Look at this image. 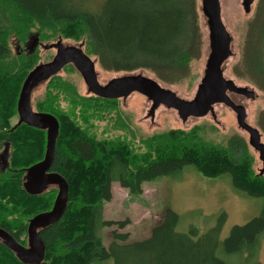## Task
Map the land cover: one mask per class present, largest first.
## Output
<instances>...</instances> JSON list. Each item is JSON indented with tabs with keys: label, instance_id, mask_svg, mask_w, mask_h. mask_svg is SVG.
Wrapping results in <instances>:
<instances>
[{
	"label": "trees",
	"instance_id": "16d2710c",
	"mask_svg": "<svg viewBox=\"0 0 264 264\" xmlns=\"http://www.w3.org/2000/svg\"><path fill=\"white\" fill-rule=\"evenodd\" d=\"M260 10L250 26L246 58L264 91V11L261 14ZM196 24L195 0H0V83L8 79V84L0 85V137L9 138L11 163L19 168L0 174L1 227L24 244L26 221L9 217L15 216L13 213L31 217L49 209L55 192L49 189L30 195L19 181L22 167L43 157L45 131L24 123L11 129L21 81L36 62L22 53L12 56L8 38L13 35L21 42L37 33L45 39L48 34L44 29L69 38L82 34L84 52L94 55L104 69L125 73L149 70L163 80L175 81L184 77L190 60L197 55ZM57 79L54 75L48 82ZM51 90L47 87L44 101L38 100L35 108L53 114L58 121L50 171L67 181L68 190L62 215L38 231L45 245L41 264H101L109 258L114 264H226L219 254H243L247 264H260L255 253L264 235V174L252 169L244 139L233 136L220 144L203 138L196 126L154 134L145 140L149 151L137 154L126 141L87 135L72 115L60 110L50 95L47 98ZM79 105L85 115L86 104ZM187 164L206 177L229 173L233 186L263 198L260 214L233 225L223 240L219 239L222 218L194 239L197 230L177 232L179 216L166 209L148 237L130 241L127 232L112 230L108 246L103 244L105 226L123 227L128 222L103 218V203L112 198V182L140 194L144 181L174 176ZM0 264L24 263L0 242Z\"/></svg>",
	"mask_w": 264,
	"mask_h": 264
},
{
	"label": "rangeland",
	"instance_id": "374dc122",
	"mask_svg": "<svg viewBox=\"0 0 264 264\" xmlns=\"http://www.w3.org/2000/svg\"><path fill=\"white\" fill-rule=\"evenodd\" d=\"M263 1L254 0L248 12L244 11L242 0H219V6L222 23L231 36V55L222 65L223 75L225 78L232 79L236 85L245 86L256 93L254 99L235 97L234 100L245 105L246 122L259 131L260 140L264 143V91L253 78L254 73L250 70L246 58L248 40L251 36L250 26L258 16L261 5L260 13L263 14ZM195 7L196 36L199 45L197 55L190 60L184 77L175 81L170 79L163 80L149 70L136 71L155 79L162 87L174 91L179 97L184 99H191L194 96L209 52L208 30L206 19L201 12L200 0H195ZM260 18L262 20L263 15H260ZM43 31L48 36L45 39L37 36L39 39L38 44L32 51L29 49L32 42L31 36L39 34H31L26 40L21 42L11 35L7 40L10 54L15 56L18 53H22L27 58L31 57L36 62L34 65H36L50 60L55 53L54 48H43V45L56 42L57 40H61L63 44L68 45L84 43L82 34V36L78 34L69 38L60 36L61 34L58 32L54 33L53 29H44ZM260 38H263V34ZM262 48L264 55V42H262ZM82 49L84 51V45ZM89 57L95 61L97 79L101 84L125 74L122 71L106 70L99 65L94 55H89ZM262 60H264V56ZM262 64L264 63L262 62ZM262 64L260 63V69L263 66ZM55 77L58 79L50 83L47 79L33 88L30 95V104L33 110L39 111L35 108V104L38 100L44 99L47 87L51 86L52 90L47 94V98L50 95V98L54 99L60 110L72 115V119L87 135L99 140L126 141L130 145L132 152L137 154L149 151L145 140L152 135L175 129L187 131L197 126L203 138L224 145L229 137H240L245 140L249 154L252 157V169L259 174L262 164L258 158V152L248 145V134L238 127L234 112L223 104L213 106L214 115L208 113L203 117H188L182 121L175 110L162 105L153 110L152 116L149 115L150 101L137 92L131 93L124 99L118 98L113 102L92 99V94L87 92L80 73L72 64L65 65ZM66 83L70 86V91L67 90ZM5 84H8V79L6 82L5 78H3L0 85ZM80 102L86 104L85 115H82L84 112H81ZM74 103L76 104L74 105ZM16 122L17 113L10 118L12 127ZM4 139L0 137V155H3L5 148ZM12 147V144L9 143L7 161L10 169L0 171V174H8L15 168L19 169L11 163ZM29 165L22 167L23 171ZM141 188L140 194H132L117 182L111 183L112 198L103 203V218L114 221L127 220L128 222L123 227L112 224L102 229L101 238L106 247L111 241L110 232L112 230L127 232L128 240L130 241L148 237L151 227L161 219L162 213L166 209H171L179 216L175 227L177 232L188 233L191 228L197 230V236H194V239L200 237L222 218L219 239L223 240L229 234L233 225L246 223L259 215L263 207V198L250 195L246 191L233 186L229 173H223L212 178L206 177L191 164L184 165L174 176L144 181L141 184ZM49 189L55 190V197L57 192L55 186L47 187L42 193ZM13 214L15 216L11 215L9 219L16 222L23 219L27 223L30 218V216H23L19 213ZM219 256L226 264H247L249 262L246 259V255L243 254L230 256L219 254ZM255 259L260 264H264V235L259 240ZM101 264L114 263L113 259L109 258L101 262Z\"/></svg>",
	"mask_w": 264,
	"mask_h": 264
},
{
	"label": "water",
	"instance_id": "95a60500",
	"mask_svg": "<svg viewBox=\"0 0 264 264\" xmlns=\"http://www.w3.org/2000/svg\"><path fill=\"white\" fill-rule=\"evenodd\" d=\"M254 0H244V11L248 12ZM201 12L206 19L208 30L209 52L205 61L203 74L197 90L191 99L179 97L174 91L162 87L155 79L141 72H129L114 77L101 84L97 79L95 61L82 49V42L77 45L63 44L61 40L43 45V48H54L52 58L34 65L25 75L16 101L17 122L12 128L24 123L45 131V150L42 159L24 168V189L30 194H40L47 187L55 186L56 195L49 209L38 212L27 220L26 245L17 242L12 235L0 227V241L15 257L24 264H41L45 256V245L38 231L54 223L65 210L67 203V181L57 172L50 171L55 144L58 136V121L48 112L35 111L30 104V95L37 85L56 75L65 65L72 64L80 73L88 93L104 98H126L137 92L150 101L149 113L162 105L176 111L184 121L188 117L199 118L213 113V106L223 104L235 114L238 127L248 134V145L258 152L262 167L259 174H264V143L260 133L246 122V111L243 105L235 104L227 92L241 94L254 99L256 93L244 86L235 85L232 79L225 78L222 65L231 55V36L224 27L219 0H200ZM32 51L38 44L37 35H33ZM214 115V114H212Z\"/></svg>",
	"mask_w": 264,
	"mask_h": 264
},
{
	"label": "flooded vegetation",
	"instance_id": "af4514ba",
	"mask_svg": "<svg viewBox=\"0 0 264 264\" xmlns=\"http://www.w3.org/2000/svg\"><path fill=\"white\" fill-rule=\"evenodd\" d=\"M243 2H244V0H242V6H243ZM243 9H244V7H243ZM234 82V81H233ZM235 84V83H234ZM236 85V84H235ZM239 86V85H238ZM245 87V86H244ZM252 90V89H251ZM227 95H228V97L232 100V102H234L235 104H240V105H243L244 106V108L246 109V107H245V105L243 104V103H241V102H237V101H235L234 99H235V97H239V98H247L246 96H243V95H241V94H236V93H233V92H227ZM215 106V105H214ZM246 111V110H245ZM148 114L150 115V113H149V111H148ZM211 115L213 114V113H210ZM4 146H5V148H4V150H3V155L1 154L0 155V164H1V169H0V171H4V170H7V169H10L9 168V166H8V161H7V153H8V144L10 143L9 142V140H8V138H6L5 137V139H4ZM17 169L15 168V169H13V171L15 172ZM19 181H20V184L23 186L24 185V182H25V178H24V171L22 172V175L19 177ZM24 187V186H23ZM27 225V224H26ZM1 227V226H0ZM1 228H3V227H1ZM4 229V228H3ZM6 230V229H5ZM7 231V230H6ZM8 232V231H7ZM11 234V233H10ZM25 234H26V229H25ZM13 237V236H12ZM14 238V237H13ZM15 239V238H14ZM16 240V239H15ZM17 241V240H16ZM1 242V241H0ZM17 242H19V241H17ZM20 244H22V245H26V241H25V243L23 244V243H21V242H19Z\"/></svg>",
	"mask_w": 264,
	"mask_h": 264
}]
</instances>
